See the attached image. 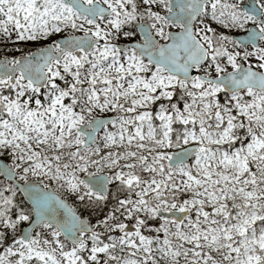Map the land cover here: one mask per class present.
<instances>
[{
    "label": "rangeland",
    "instance_id": "obj_1",
    "mask_svg": "<svg viewBox=\"0 0 264 264\" xmlns=\"http://www.w3.org/2000/svg\"><path fill=\"white\" fill-rule=\"evenodd\" d=\"M39 1L53 7L50 18H44L37 0H0V51H3L0 57H14L21 53L27 55L72 33H90L102 37L104 42L90 54L68 55L49 69L50 82L46 88V106L43 110L27 112L26 107L18 105L16 98L12 101L0 99V155L7 157L22 181L34 179L43 186L51 184L54 187L58 182L61 190L59 193L65 199L77 198L81 202L92 204L97 199L92 197L90 190H86L87 186L82 181L83 176L89 175L86 169L83 175L76 171L66 174L54 170L55 159L52 152L60 148L64 140L69 139V144L75 148L82 145L83 139L76 132L78 126L89 123L95 117L112 113L118 107L124 113L122 119L128 123L123 122L124 128L121 124L108 130L102 141L106 145L113 143L114 151L125 152L123 161L113 160L110 169H127L126 163L132 160L149 164L156 161L167 162L171 154L166 150L168 143L165 138L152 135L150 129L148 109L156 101L155 96L168 89L171 95L174 90H179L193 100H206L214 99L224 92L219 86L204 84L196 79L181 83L161 69L149 67L134 53H119L116 50L115 43L134 40L130 36L126 39L121 34L125 32V26L131 30L141 22L148 24L161 42L166 41L168 32L180 30L164 18L169 12L168 4L171 0H84L86 3L99 2L118 9L116 16L98 24L59 6V0ZM245 1L213 0L208 4L206 13L195 24L196 36L210 50L208 63L199 69L202 74L216 77L235 71L240 65L264 71V40L256 49L241 48L232 40L233 35L244 33L253 25L252 18L242 8ZM260 1V7L264 11V0ZM48 8L51 9L50 6ZM68 27L74 28V31L67 32ZM258 27L264 29L261 25ZM7 84V81L0 79V92L7 88ZM30 87L18 78V84L13 88L16 93L23 94L26 89L32 90ZM234 99L239 103L238 112L246 114L249 107L264 105V94L253 91L238 94ZM132 118H135V123L129 124ZM159 118L163 121L162 116ZM129 128L130 133L124 135L123 129L128 131ZM116 129L123 133V139L113 140L112 135ZM260 149L261 143H256L248 149V153L258 152ZM241 162L244 160L239 152L230 164L241 166ZM184 172L186 171L181 170L178 174L182 175ZM102 173L104 172H94L90 175ZM125 173L121 169L115 170L113 174L105 173L115 184L113 196L131 184ZM238 178L236 176L232 182L241 185ZM247 197L254 200L255 206L258 205L256 185L252 192L248 191ZM172 202H166L163 208H185H176ZM195 202L200 205L198 200ZM191 207L189 205L187 208ZM200 212L206 215L204 210ZM23 219L19 218L16 223H21ZM136 225L140 228L139 224ZM124 226H115V230H122ZM43 235H50L55 245L41 247L40 238ZM104 235L105 232L100 227L99 231L87 238L90 243L86 245L108 250L113 243L103 239L101 236ZM128 238L129 243L139 239L135 243L136 250H131L130 254L119 253V257L108 264H138L139 257H143L144 252H149L150 241L147 237L138 232ZM20 246V249L10 245L3 247L0 250V264H77L75 253L63 249L54 230H40L30 243Z\"/></svg>",
    "mask_w": 264,
    "mask_h": 264
},
{
    "label": "trees",
    "instance_id": "obj_2",
    "mask_svg": "<svg viewBox=\"0 0 264 264\" xmlns=\"http://www.w3.org/2000/svg\"><path fill=\"white\" fill-rule=\"evenodd\" d=\"M39 5L46 11L45 4ZM123 29L125 37L131 34L138 37L135 28ZM73 31L74 28H67V32ZM155 97L148 109L152 135L165 138L168 152L191 143L201 144L203 152L191 163L174 170H169L163 161L149 164L138 160L128 161L127 169H110L113 160L123 161L125 150L114 151L113 143L106 145L102 141L105 131L97 144L88 149H76L69 139L64 140L52 152L55 171L66 174L76 171L83 175L85 169L89 174H113L121 169L131 184L113 196V183L109 197L103 200L92 194L97 199L92 204L70 199L82 215L97 225L98 231L102 227L105 235L101 237L113 243L108 250L74 249L59 236L63 249L75 253L77 264H108L120 254L136 250L139 239L129 243L128 237H121L115 230V226L135 223L140 225V234L150 241L149 252L139 257L138 264H264V105L249 107L246 114L238 112L239 103L225 93L214 99L193 100L179 90L171 95L167 89ZM14 98L27 112L43 110L46 106L43 97L32 90L19 94L7 86L0 92L2 100ZM111 114L120 118L124 115L118 107ZM130 121L129 124H134L135 118ZM123 122L126 121L122 119L124 128ZM130 129H123L124 135ZM123 137L117 129L112 135L113 140ZM256 143H261L260 151L248 153ZM239 152L243 155L242 165L230 164ZM0 156L8 161L4 154ZM181 170L186 172L180 175ZM236 176L241 185L232 182ZM255 185L259 195L257 206L247 197ZM58 186L56 182L55 188L60 192ZM166 202H172L176 208L192 205L191 217L182 225L157 219L154 211L165 207ZM21 217L22 222L16 223ZM31 218V209L22 196L0 177V250L7 245L21 248L16 236ZM45 230L49 229H42ZM40 240L41 247L55 245L50 235H43Z\"/></svg>",
    "mask_w": 264,
    "mask_h": 264
},
{
    "label": "water",
    "instance_id": "obj_3",
    "mask_svg": "<svg viewBox=\"0 0 264 264\" xmlns=\"http://www.w3.org/2000/svg\"><path fill=\"white\" fill-rule=\"evenodd\" d=\"M62 1L94 22L115 13L114 9H109L97 2L86 4L83 0ZM210 1L172 0L170 13L165 16V19L174 25H181L182 30L170 32L169 41L161 44L150 26L140 23L137 29L143 42L118 44V49L121 52L132 49L151 65L164 69L170 76L176 77L181 82H189L196 77L202 82L221 86L229 95L248 89L264 93V72L254 68L240 66L236 72L220 77L205 76L196 70L197 67L207 62L209 50L195 36L194 24ZM243 8L249 15L256 18L262 17V11L255 0H248ZM263 37L264 32L252 26L246 34L236 35L233 40L243 47L252 45L257 48ZM101 42V38H95L91 34L65 36L56 40L58 47L54 44L43 46L27 56L19 57L16 64H12L13 59L0 58V78L8 79L14 85L17 82V74H20L25 81L44 89L49 82L47 69L54 62L61 61L67 54L90 53ZM116 120L117 117L112 116L100 117L88 125L80 126L77 132L85 135L83 148L94 145L97 135L103 131V128ZM200 152V145H189L178 149L171 154L167 166L172 169L184 165L192 161ZM0 175L17 188L33 213L31 222L21 229L18 240L29 243L34 233L43 225L56 229L73 247H79L85 242V236L94 233V227L89 220L81 216L67 200L56 192L53 186L45 187L36 180L20 181L17 172L2 158H0ZM83 182L90 187L92 192L105 198L108 197L110 182L108 175L86 176ZM190 215L191 212L188 209L157 212L159 219L176 224H182ZM136 231V227L127 225L121 233L132 234Z\"/></svg>",
    "mask_w": 264,
    "mask_h": 264
},
{
    "label": "flooded vegetation",
    "instance_id": "obj_4",
    "mask_svg": "<svg viewBox=\"0 0 264 264\" xmlns=\"http://www.w3.org/2000/svg\"><path fill=\"white\" fill-rule=\"evenodd\" d=\"M245 2H246V1H245ZM245 2H244V3H245ZM244 3H243V4H244ZM257 3H258V5L260 6L261 1H260V0H257ZM263 13H264V11H263ZM252 21H253V26L259 28L258 26L261 25V26L264 27V20H261V19H255V18L252 17ZM250 26H252V25H250ZM262 29H263V28H262ZM259 30H260V29H259Z\"/></svg>",
    "mask_w": 264,
    "mask_h": 264
}]
</instances>
